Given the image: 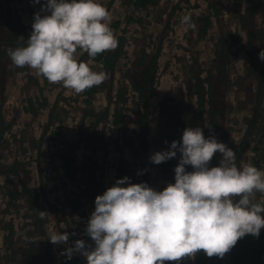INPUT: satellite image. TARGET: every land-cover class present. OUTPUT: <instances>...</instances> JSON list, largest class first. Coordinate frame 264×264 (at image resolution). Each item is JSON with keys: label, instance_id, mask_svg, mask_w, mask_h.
<instances>
[{"label": "rangeland", "instance_id": "rangeland-1", "mask_svg": "<svg viewBox=\"0 0 264 264\" xmlns=\"http://www.w3.org/2000/svg\"><path fill=\"white\" fill-rule=\"evenodd\" d=\"M250 1L248 4L246 0H158L156 5L132 12L126 6L122 8L120 0H98L111 13L110 27L114 34H121L123 39L115 57L114 50L94 59L87 54L83 59V54L78 52L79 61L89 63L93 71L107 72L108 79L92 94L85 91L77 94L65 87L63 91L62 84L48 82L33 69L30 74L27 71L16 76L20 68L12 63L8 50L26 46L32 31L31 15L39 13L40 2L0 0L2 43L8 37L7 47L10 41L8 25H13L18 40L0 58V103L3 102L0 111L7 120L0 146L1 163L7 166L4 169L7 174L0 177V264H87L79 252H74L71 259L62 253L67 247H74L77 240L95 246L86 234L87 222L95 209V197L122 179L123 169L130 183L148 180L156 191L175 183L173 175L161 173L160 164L151 163L149 158L162 150L165 107L182 95L188 111L195 110L196 95H188L186 91L197 76L215 81L212 94L217 98L214 102L220 98L223 101H219L221 112L217 118L218 124L226 128L221 142L225 143L226 138L229 141L239 138L253 112L251 103L256 97L255 88H250L254 78L248 75L254 71L247 68L252 60L250 54L259 65L262 61L258 53L264 49V0ZM250 4L255 6V30L246 24L250 20ZM31 8L34 14L30 13ZM185 15L191 16L195 29L185 31L181 23ZM7 16H10L8 23ZM199 17L209 18L204 32L201 28L205 23ZM220 38L226 43L225 52L229 54L230 80L223 85L218 84L220 77L216 76L222 63L217 55L220 47L216 48ZM158 45L161 51L155 101L149 115L150 142L142 158L137 140L142 103L134 99L129 89L123 91L121 98L118 92L130 84L129 73L148 60L145 50L153 51ZM104 59L117 66L112 89L108 88L111 69L102 63ZM21 94V98L30 96L35 104L43 103L32 119L26 114L25 101L18 98ZM260 99L264 113V88ZM204 104L207 108L206 102ZM48 112L54 113L51 120ZM192 116L196 120L193 127H207V115L205 120L199 119L197 114ZM260 121L261 127L257 124L251 129L250 140L252 145L263 148L257 168L264 170V115ZM54 126L58 129L50 131ZM204 135L207 138L209 132L206 130ZM219 138L222 139V135ZM259 140L263 142L260 144ZM244 154L243 165L252 164L250 149ZM215 156L209 167L218 166L221 154ZM15 159L16 165L12 164ZM25 189L33 191L28 194ZM74 198L78 210L70 206ZM50 204L58 211V218L50 211ZM39 212L48 214L41 219ZM56 231L69 234L66 244L49 241L50 234ZM179 264H192V260L186 258Z\"/></svg>", "mask_w": 264, "mask_h": 264}, {"label": "clouds", "instance_id": "clouds-1", "mask_svg": "<svg viewBox=\"0 0 264 264\" xmlns=\"http://www.w3.org/2000/svg\"><path fill=\"white\" fill-rule=\"evenodd\" d=\"M45 12L34 14L26 46L8 50L12 63L77 94L107 80V72L93 71L78 59V52L94 59L118 47L106 7L98 0H46ZM181 23L185 31L196 27L190 15ZM258 57L264 61V49ZM177 152L175 183L156 191L143 182L130 183L128 177L116 180L95 197L87 222L86 234L95 246L77 240L62 254L71 259L79 252L87 264H179L201 250L209 258H223L245 235L259 237L264 202L257 194L264 195V170L248 163L238 168L235 152L215 135L206 138L199 126L186 127L179 142L172 141L168 150L149 159L160 164ZM217 153L218 166L209 167ZM39 214L44 219L48 213ZM48 239L66 244L69 234L56 231Z\"/></svg>", "mask_w": 264, "mask_h": 264}, {"label": "trees", "instance_id": "trees-1", "mask_svg": "<svg viewBox=\"0 0 264 264\" xmlns=\"http://www.w3.org/2000/svg\"><path fill=\"white\" fill-rule=\"evenodd\" d=\"M46 0H40L39 4H38V8H39V14L41 16L48 14L47 12H45V6H46ZM44 2V3H43ZM250 0H246V3H250ZM2 2H0L1 5ZM158 3V0H120V5L122 6H126L128 8L131 9L132 12H136L139 11L140 9H147L148 6H153L156 5ZM125 7V8H126ZM250 8H248V15L250 16V20L249 23H246L250 26H252L251 28L254 29V25H256L254 23V7L253 5H249ZM123 8V7H122ZM42 9V10H41ZM10 12V11H9ZM11 13V12H10ZM31 14H34L33 12V8H31L30 10ZM127 18H130L129 16H126ZM9 18L10 16H7V23L9 22ZM32 18V22L31 25L33 24V18L34 16L31 15ZM253 18V19H252ZM200 21H203L205 24L203 25L202 32H204L205 27L208 25L209 23V18L208 17H203L200 18ZM127 21V20H126ZM115 23V22H114ZM244 23V22H241ZM244 26V25H243ZM8 32L10 34L9 36V43L7 45V47L5 46V42L8 40V37L4 38V43H2V40L0 38V58L4 57L6 55V49L9 47H12L16 44V40H17V33L16 30L14 31L13 25H8ZM200 29V30H201ZM255 30V29H254ZM114 32V30H113ZM253 31H251L248 34L249 36H252ZM121 34L119 36H116L118 38V46L121 47V39H123V37H120ZM250 38V37H249ZM18 41V40H17ZM223 38H220L219 41L216 43V48L220 47L219 50L217 51V55L219 56V59H221L222 63L219 65V75L220 73H223L225 71L226 68V64L228 62L229 59V54L225 52L226 50V46L224 47L223 45L225 44V42H223ZM226 45V44H225ZM160 47H155L154 50H145L147 53H145L148 57L149 60L148 62L144 65V69L141 73H135L133 74L129 79H128V83H134V89L137 92L138 98L142 103V110L139 111V116H140V121L138 123L139 128H140V132L137 135V140H138V151L139 154L142 158H144L147 150H148V142H150L149 140V133H148V125L150 122V118L149 115H151V109L154 105V101L155 98L153 97L154 95V91H155V83H156V74H157V70H158V66H157V58L160 56ZM119 53V50H114V57ZM87 53H83L82 58L84 59L85 55ZM101 54H99L97 57H100ZM96 57V58H97ZM250 57H252V60L250 62V64L248 65V69L251 72L254 71V74H248L251 77L254 78V82L252 84H250V88H255V93L257 95L256 97V102L254 104L253 107V112L251 113L250 118L247 121V124L245 126V129L243 130V135L241 136V138L238 140V142L236 144H230L229 147L235 152L236 154V165L237 167H242L241 162L242 159L245 158V156L243 155L244 152H246L245 150L250 149L251 151V155L249 157H251L252 160V165L257 167L258 164L260 163V160L262 158L263 155V148L258 147V144L252 145V141L250 140L253 137V134L251 132V129L256 127L257 124H259L261 127V122L260 121L263 118L264 113L262 112V100L260 99V96L263 93V88H264V61H262L261 63H259V65H257V63L255 64L254 59H256L254 57L253 54H250ZM83 61V60H82ZM102 63H106V65L111 69V75L109 77V84H108V88L112 87V82L114 77V70L116 69V65L115 63L112 62H107L106 59L101 60ZM97 62V61H95ZM98 63V62H97ZM99 86H103V84L99 85ZM213 86L214 83L205 78L204 80L200 79L199 76L196 77V79L194 80V83L187 88L188 92H192L195 96V102H196V107L194 111H188L186 105H185V101L183 97H179L177 101L171 102V104H169V106L165 107L164 109V129H163V133H162V150L160 151H165L168 150L169 145L172 143V141H180L181 137H182V133L183 130L186 127H193L196 120L193 118L192 115L197 114L199 117V119L202 117L203 114H207L208 119V126L209 129L211 130V132L213 131V125L214 123H219L217 118H218V114H219V105L218 103L215 104L214 100L215 97L212 94V90H213ZM97 86H94L88 90H86L85 92L87 94H92L95 91V88ZM122 90V91H121ZM127 88L126 85H124V87H121L119 92L120 94H118V97H122L124 92H126ZM124 91V92H123ZM219 93V92H218ZM217 96V95H216ZM217 101V100H216ZM203 102H206L207 104V108H205ZM58 104V102H55L54 105ZM52 109H54V107H52ZM120 110V109H119ZM51 119V117H50ZM47 128V126L45 127ZM3 131H0V138H1V134ZM213 134V133H212ZM261 142H263L262 140H259V143L261 144ZM252 145V147H251ZM260 150V151H259ZM242 155V156H241ZM242 157V159H241ZM180 159V154L179 152H177V155L175 158L169 159L165 162L160 163V167H161V171L165 172V173H170L171 175H173L175 177V173H174V169L176 167V165L178 164ZM1 167H4L2 164L0 166V176L4 173L1 170ZM15 167V166H14ZM13 167V168H14ZM141 167H143V163L141 165ZM12 168V169H13ZM186 170L187 171H192L191 166H186ZM126 170L123 169V171L120 173L122 178H124V174L126 177ZM149 187H150V183L147 180L145 182ZM94 186L96 187V183L94 184ZM122 187H125L122 185ZM26 192L28 193H32V189L28 190L25 189ZM95 190V189H93ZM28 193V194H29ZM30 193V194H31ZM257 199L261 202H264V195L262 194H257ZM77 201V199H73V202L70 203V206L74 207V210L76 209L75 207V202ZM72 203L74 205H72ZM78 205V204H77ZM55 206H53L52 204H50V211L53 213V215L58 218L59 213L58 211H56ZM78 210V208L76 209ZM264 215V214H262ZM211 257L209 258L202 250L200 252H198L194 259L192 260V264H224V262L226 264H264V229L260 230V234L259 237H253L250 234L245 235L243 238L239 239L238 242L236 243V245L234 247L231 248V250L229 252H227L223 258H218V257ZM165 264H171L170 261H166Z\"/></svg>", "mask_w": 264, "mask_h": 264}, {"label": "flooded vegetation", "instance_id": "flooded-vegetation-1", "mask_svg": "<svg viewBox=\"0 0 264 264\" xmlns=\"http://www.w3.org/2000/svg\"><path fill=\"white\" fill-rule=\"evenodd\" d=\"M226 44V43H225ZM225 44L223 45L224 47H225ZM158 47H160L159 45H158ZM161 49V48H160ZM161 51V50H160ZM148 60H149V58H148ZM148 60L146 61V62H141V67H139L138 69H136V71H133V72H131V73H129V75L127 76V80L133 75V74H135V73H141L142 71H143V69H144V65L148 62ZM159 57L157 58V66H158V69H159ZM27 71H29V74H30V71H32L31 69H29V68H27V67H24V68H20V70L18 71V73H17V75L16 76H20L21 75V73H23V72H27ZM158 71V70H157ZM216 76H219L220 78H218L219 79V81H218V84H220V85H223V82H226L228 79L230 80V76H229V64L227 63L226 64V68H225V71L223 72V73H220V75L219 74H217ZM156 77H157V74H156ZM132 83V82H131ZM129 84L126 88H127V90L129 89L130 90V92H131V95L134 97V99H136L137 101H139V98H138V95H137V92L135 91V89H134V85H135V82L134 83H132V84ZM213 83H214V85L216 84V82L215 81H213ZM113 84H114V87H113ZM156 86H157V84L155 83V91H154V94H155V92H156ZM117 87L119 88V84L117 85ZM63 88L64 87H61V89L63 90ZM112 88H115V80L113 79V82H112V87L110 88V89H112ZM4 89H5V87H4ZM64 91V90H63ZM186 94H188V95H192L193 96V93L192 92H188V91H186ZM21 96H22V94L18 97V98H21ZM153 97H155V95H153ZM179 97H183L182 95L181 96H179ZM178 97V98H179ZM256 97H257V95H256ZM256 97H255V99H253V102L251 103V108H253L254 107V104H255V102H256ZM23 101H25V105H24V107H25V109H26V114H27V116L29 117V118H33L34 116H36L37 115V113L40 111V108L43 106V103H37V104H35L34 103V100L33 101H31L30 100V96H24V97H22L21 98ZM55 100V102H57V99H54ZM219 101H222V99L220 98V99H218L217 101H215V104H217L218 103V105H221V103L219 102ZM223 102V101H222ZM196 103V102H195ZM203 104H204V102H203ZM3 105V102L2 103H0V109H1V106ZM57 105V104H56ZM204 106H205V104H204ZM141 110H142V105H141ZM140 110V111H141ZM221 112V109H220V106H219V113ZM54 113L53 112H51V113H49L48 112V117L50 116L51 118H54ZM205 115H207L206 113L205 114H203L202 115V117H203V119L202 120H205V118H204V116ZM209 119V118H208ZM51 120V119H50ZM6 122H7V120L2 116V113H1V111H0V131H3L2 132V134H1V138H0V146H1V142H2V137H3V133H4V131H5V129H6ZM217 122V121H216ZM216 122L214 123V125H213V131L211 132L210 131V129H209V124H208V121H207V127L205 128V127H203L202 129H203V132L205 133L206 132V130L209 132V135H215V137L217 138V140L219 141V142H221V141H224V137H223V135H224V132L226 131V128H225V130H224V124H216ZM239 127H240V125H239ZM54 129H58V128H55V126L53 127V128H51L50 129V131H53ZM43 132H45V130L43 129L42 130V133ZM213 133V134H212ZM220 135H222V139H220L219 137H220ZM243 135V131H242V133H241V135L239 136V138L237 139V140H235V141H229L227 138H226V141H225V143H227L228 142V146L230 145V144H236L237 142H238V140L241 138V136ZM150 140V139H149ZM149 143V142H148ZM149 145V144H148ZM246 151V150H245ZM245 153V152H244ZM244 156H246L245 154H243ZM242 156V155H241ZM215 157H217V156H215ZM241 159H242V157H241ZM244 159V158H243ZM243 159H242V162H241V165H243ZM213 160V159H212ZM16 159L15 160H13V163L12 164H14V165H16L17 163H16ZM2 161L0 160V165L2 164L4 167H2V171L4 172V171H6V170H4L5 168H7V166L6 165H4L3 163H1ZM18 165H20V164H18ZM11 169V168H10ZM9 169V170H10ZM160 172L161 173H163V174H165V172H162L161 171V167H160ZM7 173H3L2 175L3 176H5ZM1 177V176H0ZM190 260V259H189Z\"/></svg>", "mask_w": 264, "mask_h": 264}]
</instances>
